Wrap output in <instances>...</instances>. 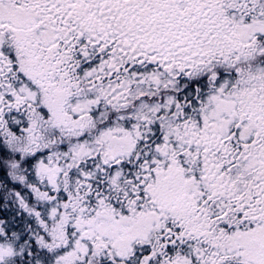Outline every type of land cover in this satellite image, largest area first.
Here are the masks:
<instances>
[{"label": "snow or ice", "instance_id": "snow-or-ice-1", "mask_svg": "<svg viewBox=\"0 0 264 264\" xmlns=\"http://www.w3.org/2000/svg\"><path fill=\"white\" fill-rule=\"evenodd\" d=\"M0 264H264V0H0Z\"/></svg>", "mask_w": 264, "mask_h": 264}]
</instances>
